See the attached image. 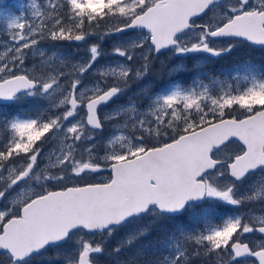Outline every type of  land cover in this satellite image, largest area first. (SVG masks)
Returning <instances> with one entry per match:
<instances>
[{
    "label": "snow or ice",
    "instance_id": "obj_1",
    "mask_svg": "<svg viewBox=\"0 0 264 264\" xmlns=\"http://www.w3.org/2000/svg\"><path fill=\"white\" fill-rule=\"evenodd\" d=\"M29 7L31 18L0 0V28L6 26L13 45L0 57V74H9L0 75V100H47L59 90L62 99L53 107L64 110L43 118L17 113L0 121V202L11 205L0 204V264H37L49 252L55 256L39 264H56L61 255L65 264H97L105 238L120 232L111 255L137 250L112 264H190L185 245L212 264H264V242L240 239L258 232L264 241V215L255 223L237 215L214 224L206 211H197L205 201L240 206L254 200L238 183L257 174L264 192V66L237 64L223 78L198 72L187 87L170 80L120 101L148 74L153 52L221 57L233 50V38L264 46V0H47L41 5L33 0ZM209 12L207 22H196ZM112 20L113 27L97 31L102 21ZM115 34H130L113 47L124 61L97 69L100 79L90 87L82 77L102 55L99 43L90 44V58L72 64L69 73L68 63L39 77L13 73L24 65L25 50L42 40L87 43ZM217 39L229 42L213 47ZM39 55L43 58L44 51ZM9 56L12 67L4 62ZM138 57L142 63L134 68ZM185 71L183 65L170 69L174 75ZM68 77H73L70 86L62 87ZM140 99L146 103H136ZM116 101L113 113L125 117L124 130L97 144L96 132L103 131L98 112ZM80 109L86 111L83 120L75 119ZM227 113L233 115L226 118ZM49 136H59L61 148L43 163L42 145ZM233 141L238 142L234 153L218 155ZM104 167L111 174L102 182L69 184ZM158 229L163 231L156 247L167 254L149 259L139 245ZM97 234L99 241L85 238ZM65 245L71 251L65 253Z\"/></svg>",
    "mask_w": 264,
    "mask_h": 264
},
{
    "label": "rangeland",
    "instance_id": "obj_2",
    "mask_svg": "<svg viewBox=\"0 0 264 264\" xmlns=\"http://www.w3.org/2000/svg\"><path fill=\"white\" fill-rule=\"evenodd\" d=\"M33 2V0H6L7 5L11 6L12 10L17 14H27L29 18H31L32 9L29 5ZM38 5L47 4V0H35ZM41 10H44L41 8ZM213 16L212 12H209L207 16H204L202 19L196 21L198 24L207 22ZM107 25H104V21L101 22V27L97 30L100 33H103L105 30L110 29L116 23L115 20L105 21ZM107 28V29H106ZM138 32V31H137ZM130 34H123L119 36L110 35L105 37L103 40H99L98 36H93L89 38L87 43L85 42H75V41H59L56 45H54V41L50 39H45L40 41V43L36 46L35 49L25 50L26 58L23 66L13 68L14 74H29L33 77H39L41 74L47 75L48 72H51L52 69L59 70L64 66V63H68L69 67L64 68L66 73L71 71V65L78 63L82 60H87L90 58V53L88 48L92 43H99L100 49L102 51V55L99 57L98 62L95 64L93 69L89 71L84 77H82L84 81V85L90 87L92 84L99 80V74L97 73V69H100L106 65L112 64L116 65L124 61L123 57H119L114 55L113 47L120 40H126L129 38ZM192 36L191 33L188 34L185 39H190ZM229 41L217 40L213 42V47H221L227 46ZM234 44V43H233ZM10 47H13L10 39L8 38L6 26L0 28V57H3L7 54V51ZM237 46L234 44V48L230 53H225L221 57H209L207 53H188L184 57H180L174 52L167 51L162 54L154 55L152 53V58L150 60V71L148 74L143 77L140 81H136L132 83L129 88L127 94L120 98V101H126L133 96L139 95L141 92L146 93L148 89L153 87H158L160 85L167 84L170 80L181 83L183 86L187 87L191 85L192 79L196 76L198 72H210L213 74L221 75L229 71L233 68L234 65L242 64L244 62H251L257 66L264 64V56L261 57L259 55L250 54L249 50L246 48L244 52L240 51V48H236ZM40 51H44L45 56L42 58L39 55ZM147 52V49H145ZM61 54L64 57L62 60L59 55ZM205 57H208V60H205ZM50 58V59H49ZM44 63H41V61ZM5 63H9V67H12L10 63V56L4 61ZM142 61L133 62L134 68L140 67ZM158 66V69L153 66ZM175 65H183L187 68V71L181 72L179 74L170 73V69ZM208 65L209 67L208 69ZM207 68V70H206ZM4 78H7L9 74H0ZM190 76L188 78L187 76ZM73 77H68L67 79L61 80V85L70 86L71 79ZM181 78V81L179 79ZM186 79V80H185ZM156 82V83H155ZM205 83H208L207 79H205ZM112 78H108L107 86H111ZM62 99V96L59 94V90L54 93V98L52 99H41L40 97H32V98H22L20 100L15 101V103L10 108H1L0 107V121L4 120L7 117L12 115H16L17 113L30 112L32 114L37 115L39 118H43L44 116H56L62 115L63 108L56 109L53 107L54 104H58L59 100ZM120 101H116L112 103L108 107L101 109L99 111L100 118L103 121V131L96 133L97 135V144L102 143L105 138L113 135L119 134L123 129V124L125 117L123 115L115 116L113 113V109L117 108ZM136 103H146L142 99L137 100ZM142 112L146 111V108L141 109ZM233 115V113H227ZM106 117H112L111 119H106ZM85 118L84 109L79 110V114L75 117V119L83 120ZM211 118V117H210ZM151 119V117H149ZM0 139H3V133L0 132ZM59 136L53 137L49 136L48 140L42 145L44 148V156L41 157V161L46 163V157L49 153H52L54 150L59 151L61 145L59 143ZM85 145H81L83 148ZM237 150V145H230L226 151V153H234ZM102 156L103 153L101 152ZM43 163H41V167H43ZM103 165V161H100ZM56 171V170H52ZM110 176L109 170L107 167H104L101 172L95 174H89L84 177V180L81 181H69V184L73 182H102L107 177ZM227 183L228 180L225 179L223 181ZM255 182V183H253ZM262 181L257 176L249 177L247 180L243 182V184H238L239 191L241 193L247 192L249 195H254L255 199L252 201H245L240 206H231L226 204H221L218 201H206V203L199 208L197 211H206L208 215L209 222L212 223H221L224 218L230 216H241L245 219L246 222L255 223L256 219L264 215V192L260 191L259 185ZM58 187V185H54ZM0 204H9V201H2ZM9 206H11L9 204ZM188 214L185 213V220L187 219ZM163 229H159V233H162ZM123 237V232H120L118 235H114L113 237H108L107 241L114 240L116 243ZM85 238L91 239L92 237L86 236ZM241 239H248L252 245H258L259 240L254 236H248L244 234V236L240 237ZM157 235H151L149 237L150 246L145 248L144 243H140L139 247L144 249L147 257L149 259L159 258L161 255H166L162 248L156 247ZM137 249H127L121 252L119 258H114L111 253H104V259L107 261L102 263L100 256L97 259V264H112L113 259H123L131 256ZM185 250L188 252V257L186 258L190 261V264H212V261H209L203 255L197 257L193 256L192 253L195 251L194 247H190L185 245ZM71 251L70 245L64 246V252L67 253ZM55 256L54 252L47 253L44 257L37 258V264H39L40 260L47 261L52 259ZM60 261V264H65L64 256L61 255L56 262ZM57 264V263H56Z\"/></svg>",
    "mask_w": 264,
    "mask_h": 264
},
{
    "label": "trees",
    "instance_id": "obj_3",
    "mask_svg": "<svg viewBox=\"0 0 264 264\" xmlns=\"http://www.w3.org/2000/svg\"><path fill=\"white\" fill-rule=\"evenodd\" d=\"M104 25H107V22H105L104 21V23H103ZM107 29V28H106ZM57 42H59V41H57ZM57 42H54V45H56L57 44ZM237 47L236 48H240V51L241 52H244V51H246L245 49L247 48L250 52V54H254V55H259V56H261V57H263L264 56V50H259V49H255V48H252V47H249L248 45H246L245 43H242V42H235L234 43ZM260 66H264V64L263 65H260ZM154 68H156V69H158V66H156V65H154L153 66ZM209 67H211L210 65H208V69H209ZM206 70H207V68H206ZM210 70V69H209ZM188 78H189V75L187 76ZM186 80V79H185ZM179 81H181V78L179 79ZM156 83V82H155ZM231 114H226V117L227 116H230ZM78 183H83V182H78ZM158 234H160L159 233V229L157 230V232H154V233H152V234H150L149 235V237L151 236V235H157L158 236ZM88 237H92V240L93 241H99L100 239H101V237L99 236V234H97L96 236H92V235H87ZM149 237L146 239V240H144V241H142V243H144V245H145V248H148L149 246H150V242H149ZM107 239H108V237L107 238H105V253H106V251L107 252H112V249L116 246V242L114 241V240H110V241H107ZM100 258H101V262L102 263H104V262H106L107 260L106 259H104L105 257H104V255H102V256H100ZM57 264H60V261H58V262H56Z\"/></svg>",
    "mask_w": 264,
    "mask_h": 264
},
{
    "label": "flooded vegetation",
    "instance_id": "obj_4",
    "mask_svg": "<svg viewBox=\"0 0 264 264\" xmlns=\"http://www.w3.org/2000/svg\"><path fill=\"white\" fill-rule=\"evenodd\" d=\"M184 55L186 56L187 54H184ZM184 55H182V56L178 55V56H180V57H184ZM230 145H231V144L227 145V147H226L225 149H223V151H222L221 153H218V155H224L226 149H227ZM247 179H248V178H247ZM247 179H246V180H247ZM247 235H248V236H254L256 239H258V240H259V243H258V244H260L261 242H264V241H262L261 238H260L257 234H255L254 232H253V233H248ZM240 239H241V238H240ZM242 240H243L244 242H247V243H249L250 245H252V243H251L248 239L243 238Z\"/></svg>",
    "mask_w": 264,
    "mask_h": 264
},
{
    "label": "water",
    "instance_id": "obj_5",
    "mask_svg": "<svg viewBox=\"0 0 264 264\" xmlns=\"http://www.w3.org/2000/svg\"><path fill=\"white\" fill-rule=\"evenodd\" d=\"M138 31V30H137ZM115 35H121V34H115ZM233 39H236V40H240L238 38H233ZM246 42V41H245ZM248 44L252 45V46H255V47H259V48H264V46H260V45H253L251 44L250 42H247ZM167 49H164V50H161V53L162 52H165ZM155 53V52H154ZM155 54H159V53H155ZM13 101H5V100H0V104H8V103H12ZM102 107V106H101ZM98 131V130H97ZM258 233V232H257Z\"/></svg>",
    "mask_w": 264,
    "mask_h": 264
}]
</instances>
